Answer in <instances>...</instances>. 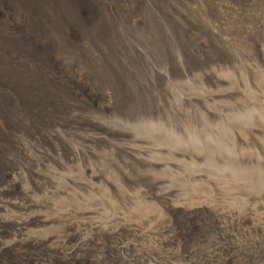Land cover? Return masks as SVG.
Listing matches in <instances>:
<instances>
[{
  "label": "rangeland",
  "instance_id": "rangeland-1",
  "mask_svg": "<svg viewBox=\"0 0 264 264\" xmlns=\"http://www.w3.org/2000/svg\"><path fill=\"white\" fill-rule=\"evenodd\" d=\"M79 11L97 43L89 58L72 59L76 71L55 55L64 71L50 86L34 84L35 73L23 84L3 71L5 53L15 58L16 49L0 25V264L146 262L149 247L141 226L132 230L128 205L108 201L107 190L116 199L121 192L110 178L117 170L124 189L175 185L192 166L215 187L211 176L235 171L221 189L264 196V0H53L36 13L82 29ZM164 164L176 170L173 179L143 173ZM184 210L170 211V242L182 252L214 226Z\"/></svg>",
  "mask_w": 264,
  "mask_h": 264
},
{
  "label": "bare ground",
  "instance_id": "bare-ground-1",
  "mask_svg": "<svg viewBox=\"0 0 264 264\" xmlns=\"http://www.w3.org/2000/svg\"><path fill=\"white\" fill-rule=\"evenodd\" d=\"M109 154L113 156L111 153ZM117 165H119V163H117ZM243 168L244 167H242V169ZM193 169H195V167L193 168V166L186 169L187 171H190L191 174L187 175V179L183 178L184 180L182 182H181V178L184 177L182 176L184 174L183 172L182 175L178 173L182 177L180 178V180H178L180 183L178 182L176 183L177 185L173 184L174 181H172L171 183L170 181L167 182L165 180L168 179L167 176L169 175H174V174L177 175L176 170H172V168L169 165L165 166V164L163 168L148 166L144 169L143 172L145 174H148L150 177H152L153 182L155 179H160L163 181L165 180L166 182L164 181V185L162 186L161 185L157 186L156 184H154V185H150L149 187L145 185L136 184V186L134 187L132 186L130 188L128 187V189H124L121 187L120 183L117 182L116 176L118 177V175L116 172L118 170L115 172L113 177H110L111 182H114L115 186L118 187L117 189L121 190V192L120 193L117 192L120 195L118 199H116L117 196L116 198L113 197L112 195H110V190L109 191L107 190L110 196L108 197L109 198L108 201L116 205V208L118 210H120L121 207H126L125 205H128L126 208H128L131 213L128 220H130L133 223H137L135 227L133 228L131 227L132 230L136 231V227L141 226V228H139V231L136 232H138L139 236L141 235L143 236L144 244H148L149 248H147V246L146 247L143 246L144 251L145 250L148 251V254L146 256L147 260L146 262H143V264H264V196L258 194L251 199L245 200L244 199L245 197L244 198L240 197L241 195L238 194V191L236 192L237 193L236 194L233 193L232 191L228 192L221 189V187L224 188L229 183L230 184L233 183L229 178H233L232 175L235 171H232V173H224L218 169L221 172V173H217L218 175L217 174L213 175L214 173L213 174L211 173L213 175L211 176V179L215 181L214 185H216L219 189L217 190L215 188L216 186L214 187L212 185H209L207 180H204L203 177L198 176L197 173H199V171L202 170L201 168H199L198 170H193ZM217 171H215V173ZM204 173L205 176L211 175L210 172H204ZM235 174L239 175V172ZM218 177L222 179L220 180ZM242 179L245 180L246 178L245 179L242 178ZM175 181H177L176 178ZM236 183L234 182V184ZM236 186H234L235 189ZM229 189H231V187H229ZM153 190H157L158 191L157 194L159 196L162 195L163 196L158 198V200L152 199L151 192ZM166 190L168 191L171 190L172 193L166 194V192H162ZM193 190L203 191V193L201 196L194 195L193 192L187 193L188 191H193ZM183 191H184V195L182 197L181 193ZM83 193H86L84 197H87L92 192L90 193L89 189H87L85 192L81 191L79 194H83ZM138 207H141L142 210L139 211ZM172 207L175 208L179 207V208L191 210L190 212L184 210L185 213H189V214L204 213L205 215L209 216V219L214 224V226H212V228L206 232H203V230H199L198 233L200 234L193 239V242L191 243L192 245L190 247L185 246L187 250H185L184 252L181 251L182 247H184L182 246V244H179L178 242H175L173 244L171 243L173 242V240L170 242V238H172L170 236L171 233L170 229L172 225L171 223L172 216H170V211L171 209H175ZM73 215L75 216V214ZM91 216L92 217L89 216V218H92V220L96 218H97L96 220H98V216L97 217L93 215ZM90 220L91 219L87 221ZM88 224L90 225V223ZM101 225H103V223ZM82 228L85 229V227ZM34 233L35 232H33V234ZM133 244H135V242H133ZM199 252L202 253L201 254L202 256H200ZM128 263L136 264L135 259L132 258L131 256H129Z\"/></svg>",
  "mask_w": 264,
  "mask_h": 264
},
{
  "label": "trees",
  "instance_id": "trees-1",
  "mask_svg": "<svg viewBox=\"0 0 264 264\" xmlns=\"http://www.w3.org/2000/svg\"><path fill=\"white\" fill-rule=\"evenodd\" d=\"M53 1V0H0V25L3 27L5 36L14 38L10 43V48L15 45L16 53L15 58L11 54L9 48L5 53L3 60V71H16V78L21 83L26 84V78L31 75H35L34 84L40 85L42 79L48 86L54 85L53 82H58V71H64L58 63L55 55L60 57L62 67L66 64V71H76L80 68L77 63H73L72 59L81 57L82 53L84 57L89 58L92 53L91 46L97 43L96 36L90 34L91 19L84 17L83 12L79 11L78 14L82 17V29L75 28L74 25H69L66 20H62L59 23L57 20L52 21L49 18H44L36 13L38 6L41 2ZM59 1V0H56ZM62 1V0H60ZM73 2V0H70ZM68 11L71 8L67 9ZM86 19V20H85ZM3 20V23H2ZM19 22L22 26L18 30L12 28V24ZM88 27H90L88 29ZM117 30V27L114 26ZM12 30H15L13 32ZM81 30V35L74 41L68 39V35ZM56 34V35H52ZM47 35H52L54 43L46 38ZM44 39H48L49 44L43 45L46 42ZM66 40L63 46L60 41ZM48 46V47H47ZM15 60V67H13V61ZM117 63L121 66L123 71H129L125 62L120 61L117 57ZM75 62V61H74ZM83 63V62H82ZM108 66L109 64L106 63ZM50 72H54L53 78ZM33 75V76H34ZM19 84V83H18ZM23 86V85H22ZM28 116H32L26 113Z\"/></svg>",
  "mask_w": 264,
  "mask_h": 264
}]
</instances>
